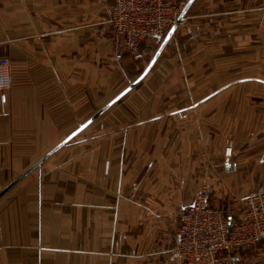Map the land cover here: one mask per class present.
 I'll list each match as a JSON object with an SVG mask.
<instances>
[{"label":"crops","instance_id":"1","mask_svg":"<svg viewBox=\"0 0 264 264\" xmlns=\"http://www.w3.org/2000/svg\"><path fill=\"white\" fill-rule=\"evenodd\" d=\"M113 1L0 0V58L11 78L0 89V193L147 66L119 89L121 72L102 63L105 42L121 50L105 32ZM212 5L194 0L185 20ZM177 28L135 87L0 195V264H171L176 212L200 177L242 195L264 182V88L234 89L247 76L220 81L210 42L188 52ZM149 44L141 60L124 52L122 65L144 62ZM249 176L260 181L248 187ZM213 187L208 203L220 207ZM233 255L235 264H264V241Z\"/></svg>","mask_w":264,"mask_h":264},{"label":"built area","instance_id":"2","mask_svg":"<svg viewBox=\"0 0 264 264\" xmlns=\"http://www.w3.org/2000/svg\"><path fill=\"white\" fill-rule=\"evenodd\" d=\"M183 6L169 0H114L107 18L121 45L114 59L120 60L124 52L133 60L143 59V42L161 40L176 23ZM187 34L189 39L194 38L189 28ZM10 84L9 63L1 57L0 89ZM231 154L232 147H225L224 157ZM207 194L206 186L199 188L192 201L176 212L171 264H235L234 252L264 241V182L241 196L240 210L233 218L225 209L211 206Z\"/></svg>","mask_w":264,"mask_h":264},{"label":"rangeland","instance_id":"3","mask_svg":"<svg viewBox=\"0 0 264 264\" xmlns=\"http://www.w3.org/2000/svg\"><path fill=\"white\" fill-rule=\"evenodd\" d=\"M173 2L179 5L184 3L181 0H173ZM246 5L249 7L264 6V1L213 0V5L203 10V15L196 19L197 22L185 20L186 16L184 17L177 28L180 32V35H177V40L181 41V45H186V48L189 49L187 50L188 52L196 47H199V52L202 49V42H210L205 52L207 56L214 59L212 62L213 71L217 73L219 80L221 81L224 78L234 80L240 76H247L250 80L247 83H242V85L234 86V89L247 88L248 90H256L264 88V85L262 86L260 82L255 81L258 78L264 79V9L257 15H255L254 11L243 15L240 10ZM105 24L107 25L106 35H111L110 26L107 23ZM188 28L194 34L193 39L188 38ZM160 43L161 40L150 42L149 49H151V52L148 53L144 62L141 61L144 64L139 61L134 63L127 62L124 66L120 62L121 60L114 59L116 52L114 44L112 42L109 45L106 42L103 44L104 50L101 56L105 68L110 70L114 68L116 71L119 69L121 72L115 78L119 89L142 71ZM205 63L201 61L199 65L205 68ZM113 84L114 82L112 81L110 91H112ZM217 138L220 139L219 134H217ZM221 138L223 140V137ZM220 179L218 177L215 180L213 187V183L209 182L207 177H200V188L206 186L208 190L209 186L213 187L211 188L213 196L211 203L214 205V201H217L219 203L218 206L221 208L235 211L243 192L231 191L226 187H221L219 185ZM245 179L246 184H249L248 187H250V181L257 182L260 178L258 177L256 180L255 177L249 176Z\"/></svg>","mask_w":264,"mask_h":264},{"label":"water","instance_id":"4","mask_svg":"<svg viewBox=\"0 0 264 264\" xmlns=\"http://www.w3.org/2000/svg\"><path fill=\"white\" fill-rule=\"evenodd\" d=\"M194 0H187L184 3V6L176 20V23H174L167 33L165 34L164 38L162 39L159 47L157 48L156 52L150 59L147 66L144 68L142 73L131 83L129 84L124 90H122L116 97H114L110 102H108L104 107H102L99 111H97L93 116H91L86 122H84L82 125H80L76 130H74L71 134H69L64 140H62L59 144H57L54 148H52L48 153H46L40 160L35 162L31 167H29L23 174L18 176L16 179H14L12 182L9 183V185L4 188V190L0 193V195L5 192L7 189H9L12 185L17 183L20 179H22L25 175H27L33 168L38 166L40 163H42L44 160H46L54 151H56L58 148H60L62 145L67 143L70 139H72L79 131H81L83 128H85L88 124H90L95 118H97L100 114H102L106 109H108L113 103H115L117 100H119L123 95H125L130 89L135 87L149 72L153 64L155 63L156 59L158 58L159 54L161 53L162 49L168 42V40L171 38L173 33L175 32L178 24L184 19L188 9L192 5Z\"/></svg>","mask_w":264,"mask_h":264}]
</instances>
